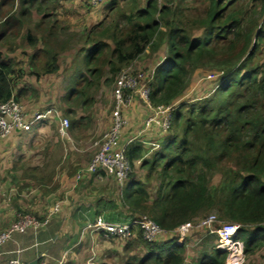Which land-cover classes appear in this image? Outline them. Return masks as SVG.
<instances>
[{"label": "trees", "instance_id": "trees-1", "mask_svg": "<svg viewBox=\"0 0 264 264\" xmlns=\"http://www.w3.org/2000/svg\"><path fill=\"white\" fill-rule=\"evenodd\" d=\"M29 1L34 8L38 0ZM106 3L105 19L86 33L77 51L63 101L71 109L87 107L93 88L148 53L155 56L148 75L150 103L172 107L171 127L159 150L145 157L150 150L139 144L127 149L133 172L121 183L124 207L131 216L146 215L168 232L215 211L220 222L240 225L237 241L243 254L264 249V0ZM49 7L42 19L44 33L25 36L31 46L44 47L29 61L37 77L60 68V50L51 44L59 38V22L50 20L54 14L46 12ZM12 8L10 0L0 1V41L28 21L23 19L28 10H21L16 20ZM69 47L62 39V52ZM41 54L47 60L38 70ZM2 57L0 51V104L12 98L20 102L28 90L20 86L23 68ZM197 71L222 75L214 91L198 103L178 104ZM78 124L70 122L69 132ZM140 159V168L147 170L143 180L135 164ZM136 237L143 240L138 228L127 242ZM144 242L149 253L138 264H184L186 242L177 243L175 236L168 242ZM227 258L215 248L204 252L197 264H229Z\"/></svg>", "mask_w": 264, "mask_h": 264}, {"label": "crops", "instance_id": "crops-1", "mask_svg": "<svg viewBox=\"0 0 264 264\" xmlns=\"http://www.w3.org/2000/svg\"><path fill=\"white\" fill-rule=\"evenodd\" d=\"M22 1L24 0H10V4H13L12 16L15 15L16 20L23 9L28 10L23 19H35L34 13L36 12L39 14L40 20H42L43 16L47 15L45 14V10H47L45 6H50V9L55 4L54 0H38L35 7L32 8L29 7V0H26L23 6L21 5ZM36 6H38V9ZM107 6L108 3L93 6L90 0H62V7H68L65 17L66 22L62 17V26L69 31V34H64L62 39L63 42H67L74 48H66L63 52L62 48H58L60 50L59 65L61 55L74 52L75 57L69 69H66L65 73L67 77L64 79L66 93L60 97V101L65 104L63 114L70 117L71 122L74 119L79 122L77 127H74L71 132L68 131L69 138H67L74 142L76 141L77 131L82 126L84 114H78L79 111L76 110V107L71 109L63 99L68 94L67 84L71 80L70 71L72 66H74L77 51L84 45L86 33L105 19ZM48 13L54 14L52 15L53 20H58L55 17V13ZM77 21H80L81 25H75ZM22 23L20 28L23 30V35L19 39H22L26 46H31L25 38L27 33H30L29 25H26L27 21H23ZM70 28L75 31V34H70ZM0 30L2 34L1 26ZM71 37H77L75 42L79 41L80 44L75 46L72 43ZM31 47H33L31 49H34V51L25 54L27 55L26 60H24L23 54H19V58L14 56L16 48H9L8 51L0 49L4 61L18 62L23 68L24 77L21 81L22 83H20L21 87L28 75L30 77L34 76L36 81L40 82L43 77L63 74L61 65L58 72L53 74L42 73L40 77L33 74L29 64L30 57L37 50L42 51L43 48H39V45ZM22 53H27L26 48H23ZM139 100L133 102L131 106L125 109V116L129 120V124L123 129L116 147H124L129 140L133 139L127 146V149L132 145L139 144L143 148L150 150L145 154V157H147L150 153L159 150L165 133L156 128L148 131L144 130V122L150 113ZM70 110L73 113L69 114ZM55 118L57 117H53V119ZM46 128V122L39 123L28 130L15 131L9 136L0 139V165L5 164L10 166V174L1 175L0 179V232L5 231L13 221L23 213L29 211L37 215L40 220H49L48 225L38 232L35 233L29 230L23 234H16L12 241L0 246V264H11V261L15 259L20 260L23 264H42L40 258L42 253H46L49 256L47 264H57V260H61L63 254L70 255V258H66L63 264H87L86 260L91 254L96 256V263L94 264H138L149 253V248L144 239L136 237L130 242L116 244V240L112 239L113 237L106 239L100 233L90 234V232L83 230L86 220H95L101 215L112 221L128 220L133 217L124 207L122 200H120L122 193L121 183L103 170L94 172L88 170L93 158L91 154L88 157L77 155L78 152L75 150L77 148L73 146L71 154L62 157V168L57 167L58 170L55 175L46 177V174L35 172L39 166L43 170L45 162L42 161L36 164L38 162L36 154L31 147L36 145L37 142L34 136L41 134ZM19 133L24 134L31 140L23 141L22 138L24 136L21 138V134L19 135ZM43 149H45V146H43ZM16 152L17 155L12 158L11 155ZM24 155L28 157L26 160L32 163L30 164V168H26L28 172L24 171L21 173L22 170L20 171L17 166L23 161ZM142 161L143 159L137 160L135 164L138 177L143 180L145 179L147 170L140 168ZM14 166L16 167L14 168ZM216 178L219 181V177ZM214 183H216L215 179ZM28 191H31L32 195L29 196L31 193ZM9 192L13 196L11 203L4 200L6 193ZM204 230L203 228L202 231ZM89 236H95V242ZM173 236L175 235L167 234L163 236L165 238L162 241L168 242L173 239ZM200 237L197 246L194 244V248L192 249L186 247L184 264H197L204 252H212L215 248L221 250L218 247L219 235L216 232L209 233L207 231ZM92 250H94V253ZM260 251L250 256H246L243 253L233 255L228 251L223 252L227 253L229 264H244L245 257L251 258ZM91 257L93 258V256Z\"/></svg>", "mask_w": 264, "mask_h": 264}, {"label": "rangeland", "instance_id": "rangeland-1", "mask_svg": "<svg viewBox=\"0 0 264 264\" xmlns=\"http://www.w3.org/2000/svg\"><path fill=\"white\" fill-rule=\"evenodd\" d=\"M55 4L52 5V7L46 11L50 13H55V17L58 18V24H56V31L60 29L59 32V38L53 39V43L51 41L52 46L55 48H61L62 47V17L64 18L68 12V7H62V0H54ZM106 3V2H104ZM102 3V4H104ZM101 5V4H99ZM97 5V6H99ZM13 13V11H12ZM35 19H30L27 21L26 25H29V31L33 33V35L41 36L44 32L42 29L46 27V25H43L42 20H40V17L38 16V13H34ZM52 21V18L50 19ZM66 22V21H65ZM74 23V22H71ZM75 25H81L80 21L75 22ZM38 24H41V28L38 27ZM65 25V24H63ZM70 34H75V31H73L72 28H70ZM27 30V29H26ZM25 30V31H26ZM66 34H69V31L66 30ZM1 34V30H0ZM23 30L20 28V26H16L14 31L12 32L11 36L8 34L3 36L4 39L0 41V49H4V51H8L9 48H16L14 56L19 58V54L24 55V60H26L27 55L34 49H31L33 47L26 46L24 41L22 39ZM9 36V37H8ZM72 43L77 46L80 44V42H75V39L77 37H71ZM74 41V42H73ZM23 48H26L27 53H22ZM39 48H44L42 45L39 46ZM74 48V47H69ZM78 48V47H76ZM45 54H41L40 58H38V65L37 69L41 70L42 65L45 63ZM75 57L74 52H68L65 55H61L60 57V65L62 66V72L61 75H51L43 77V79L38 82L36 81V78L34 76H27L24 79L23 86H26L28 88L27 93L22 96L20 103L24 106V108L27 110L28 113H36V112H42L49 108H54L59 112V115L62 118H67L70 122V117L64 116V108L65 104L60 101V97L64 96L66 93L65 91V81L64 79L66 76V69H69V66L72 62V60ZM153 62H155V56L152 54L146 53L142 58L134 60L132 63L124 66V68L119 72V74L125 70L129 71L130 74L137 75V76H146L148 78V75L151 73L150 69L153 67ZM149 71V72H147ZM142 73L141 75H139ZM117 75V74H116ZM112 77V80L110 82H104V84L96 86L93 88L89 95L91 96V102L88 103L87 107L83 106H77L76 110L79 111L78 114H84L83 115V123L81 128H79V131H77L76 141L69 140L67 136H62V134L59 131V120H53L46 122L47 128L45 131H42L41 134H37L34 136V138L37 140L36 145H33L31 148L36 154V160L39 162L44 161L45 167L43 170H41V166L38 167V169L35 171L36 173L40 172L41 174H46V177H51L55 175L56 171L58 170L57 167L62 168V157L63 156H69L72 152V147L74 146L75 150H77V155H81L84 157H88L90 154L92 157L97 152V145H95L96 141L99 140L102 135L107 132L113 123V115H114V105H115V99H114V90H115V81L118 76ZM221 73L211 72V71H197L194 75L193 80L191 81V84L188 88V91L185 93V95L177 102L179 103H188V104H195L198 103V100L202 99L203 97L209 95L214 91V89L217 86L218 81L220 80ZM111 76V75H110ZM109 77V76H108ZM152 79V77L150 78ZM144 78L141 80V84L143 82ZM136 99L135 101H137ZM142 105H145L142 100ZM87 105V104H86ZM75 110V111H76ZM32 113V114H33ZM86 119V120H84ZM21 133H19L20 135ZM22 140H28L30 141V138H27L24 134L20 135ZM21 140V139H20ZM78 142V143H76ZM63 144V145H62ZM43 146H45V149H43ZM63 147V148H62ZM23 154V153H21ZM17 155L16 153H13L11 156L14 158ZM23 156V155H21ZM44 156V160H43ZM28 157L24 155L23 161L18 164L17 168L22 172L27 171L26 168H30V162H28L26 159ZM42 164V163H41ZM61 164V165H60ZM16 166H14L15 168ZM10 166L7 165H0V179L1 175H7L9 173ZM21 168V169H20ZM31 172V170L29 169ZM28 172V171H27ZM218 177V176H216ZM215 177V182L217 183L218 178ZM52 183V182H49ZM156 185V182H154L153 186L151 185L150 188L151 191H154ZM0 189H1V183H0ZM30 192L32 195L31 191ZM6 201L11 203V200L13 196H11V192L6 193L4 197ZM23 214H32L38 218L37 215L29 212L23 213ZM22 214V215H23ZM210 214H216L215 211L207 213L206 216ZM103 216V215H101ZM206 216H203L201 218H198L197 222ZM20 217V216H19ZM18 217V218H19ZM105 218V216H103ZM17 218V219H18ZM16 219V220H17ZM90 220V219H89ZM14 222V221H13ZM10 226V225H9ZM216 228L220 227V223H215ZM2 232V231H1ZM0 232V233H1ZM207 230L205 229L202 231V228H194L186 237L185 241L187 243V247L192 249L195 246L199 244L200 236L203 235V233H206ZM90 234H96V233H90ZM88 234V235H90ZM90 237V236H89ZM95 236H91V240L95 242L94 239ZM98 237V235H97ZM104 238H112V237H105ZM163 237L162 239H164ZM112 239L116 240V244L127 242L126 239H121L119 237H113ZM144 239V238H143ZM219 243V241H218ZM94 253V250H92ZM229 252V251H228ZM93 256V263H96V256L94 254H91L87 260L86 263L88 264L90 259H92ZM62 258L64 260L67 258H70V255L63 254ZM244 264H264V250L260 251L258 254L252 256L251 258L245 257Z\"/></svg>", "mask_w": 264, "mask_h": 264}, {"label": "built area", "instance_id": "built-area-1", "mask_svg": "<svg viewBox=\"0 0 264 264\" xmlns=\"http://www.w3.org/2000/svg\"><path fill=\"white\" fill-rule=\"evenodd\" d=\"M110 0H90L93 6H97ZM140 73L139 75H141ZM144 78L143 84L141 80ZM151 78V77H150ZM149 77L137 76L130 74L125 70L121 72L115 81L114 90V115L111 128L105 132L102 137L96 141L97 152L93 156L88 170H103L108 175L123 183L133 172L132 164L127 158V146L133 141L129 140L124 147L117 148V142L122 135L123 129L128 126L129 120L125 116V109L131 106L136 99H140L149 110V116L144 122V130L158 129L166 132L171 127L172 107L153 106L150 103L152 90L148 85ZM57 117L60 121L59 131L62 136L69 138L68 129L70 121L62 118L59 112L54 108H49L42 112L29 114L24 106L14 98L0 104V139L9 136L15 131L28 130L39 123L50 121ZM48 219L40 220L32 214H23L10 226L0 233V246L12 241L16 234H23L29 230L38 232L46 227ZM215 223H220L216 228ZM204 228L209 233L216 232L219 235L218 247L223 251H229L231 254H242L243 246L237 241V234L240 228L236 223H223L218 220L216 214H210L197 222H186L178 226L173 232L163 229L156 221L146 215L136 216L122 221H111L103 216L95 220H86L83 230L90 233H100L105 237H119L121 239H130L134 236V230L140 229L144 240L148 243H154L167 234H173L179 244H183L187 235L194 228ZM235 237V239H233ZM42 264H47L49 256L46 253L40 255ZM93 258L88 264H94ZM64 258L57 260V264H63ZM11 264H23L20 260L15 259Z\"/></svg>", "mask_w": 264, "mask_h": 264}, {"label": "bare ground", "instance_id": "bare-ground-1", "mask_svg": "<svg viewBox=\"0 0 264 264\" xmlns=\"http://www.w3.org/2000/svg\"><path fill=\"white\" fill-rule=\"evenodd\" d=\"M233 239H235V237H233ZM178 243V242H177Z\"/></svg>", "mask_w": 264, "mask_h": 264}]
</instances>
